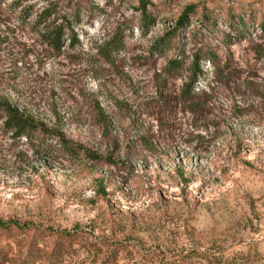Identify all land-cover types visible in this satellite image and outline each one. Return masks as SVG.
<instances>
[{
  "label": "rangeland",
  "instance_id": "rangeland-1",
  "mask_svg": "<svg viewBox=\"0 0 264 264\" xmlns=\"http://www.w3.org/2000/svg\"><path fill=\"white\" fill-rule=\"evenodd\" d=\"M46 9L74 47L45 45ZM0 98L84 149L0 119V264H264V0H0Z\"/></svg>",
  "mask_w": 264,
  "mask_h": 264
},
{
  "label": "trees",
  "instance_id": "trees-1",
  "mask_svg": "<svg viewBox=\"0 0 264 264\" xmlns=\"http://www.w3.org/2000/svg\"><path fill=\"white\" fill-rule=\"evenodd\" d=\"M194 7L189 5L184 8L181 14L178 16L176 23L179 27L182 24L187 23L189 13H193ZM23 12L29 13V8L24 9ZM141 14L143 18L149 17L152 18V14H148L146 12L144 2H142L141 6ZM51 12L50 10H41L36 13V16L33 20V24L37 26L38 33L41 39L44 41L45 45L51 48L55 52H60L66 39H68V45L70 47H74L77 43L78 39L75 34L67 33L65 27L62 23L55 24L54 19H50ZM167 33L164 37L161 38L160 47L162 49H166V45L169 42V35ZM124 45V38L122 35H115L110 37L107 40H103L100 44H95L96 50L102 54L103 57H108L113 52L119 51ZM204 61L202 58L195 56L191 62V72L188 77L187 82L183 84L180 89L179 95L183 98V100H187L189 104H196L195 102V91H196V83L198 78L203 73V65L201 64ZM177 63V58L171 59L168 61L169 66H174ZM161 96V89L158 91ZM0 119H2L3 129L5 131H10L11 135L14 137H39L44 136L46 138L54 139L55 142L60 146L61 149L75 154L81 150L82 146L79 144L72 143L66 136L65 133L60 129V127H50L41 122V120L36 119L32 114L29 112L19 109L17 106L12 104L6 99L0 98ZM141 143L147 146H151L152 140L146 136H141ZM84 150V149H82ZM86 154L90 157V159H99L101 156L97 152L87 151ZM178 175L183 178L184 175V168L178 166ZM103 191V189H102ZM98 190L95 191L97 194ZM18 224L12 220L4 222L0 220V226H8L9 224ZM63 235L68 237L72 236L68 234V232L63 231Z\"/></svg>",
  "mask_w": 264,
  "mask_h": 264
}]
</instances>
